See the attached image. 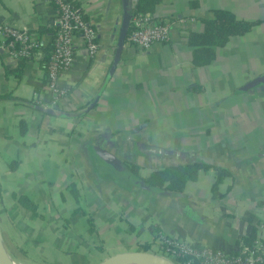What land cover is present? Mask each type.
I'll return each mask as SVG.
<instances>
[{
  "label": "crops",
  "instance_id": "crops-1",
  "mask_svg": "<svg viewBox=\"0 0 264 264\" xmlns=\"http://www.w3.org/2000/svg\"><path fill=\"white\" fill-rule=\"evenodd\" d=\"M71 1L95 25L98 49L88 55L75 36L74 61L58 78L64 94L43 110L38 102L52 99L46 63L56 4L0 0V22L41 39L26 59L10 57L0 39V245L10 259L96 264L144 243L158 248L160 234L228 252L252 231L264 239V80L256 81L264 73V0H160L150 14L169 21V38L147 49L128 41L136 0ZM214 8L258 21L194 66L188 33ZM118 138L200 151L235 168L217 166L229 174L215 186L213 166L178 193L126 189L98 165L103 148L115 147L143 176L160 164Z\"/></svg>",
  "mask_w": 264,
  "mask_h": 264
},
{
  "label": "built area",
  "instance_id": "built-area-1",
  "mask_svg": "<svg viewBox=\"0 0 264 264\" xmlns=\"http://www.w3.org/2000/svg\"><path fill=\"white\" fill-rule=\"evenodd\" d=\"M58 11V27L52 38V45L46 63V87L52 93L49 102H38L45 110L55 105L64 94L58 85L60 73L74 61V38L79 35L88 55L98 49V32L80 6L71 0H53ZM128 41L137 47L147 49L155 42L166 41L170 34L168 20H155L149 12H134L131 19ZM1 45L14 59H26L40 47L41 39L26 26L16 27L0 22ZM157 252L175 264H264V239L255 237L249 243L242 242L237 254L207 244H196L182 237L160 234Z\"/></svg>",
  "mask_w": 264,
  "mask_h": 264
},
{
  "label": "trees",
  "instance_id": "trees-1",
  "mask_svg": "<svg viewBox=\"0 0 264 264\" xmlns=\"http://www.w3.org/2000/svg\"><path fill=\"white\" fill-rule=\"evenodd\" d=\"M160 0H136L134 12H151ZM258 20L240 18L232 10L227 8L212 9V16L204 18L201 30H190L188 44L192 47L191 63L194 66L205 65L212 61L216 54V47L228 42L231 36L244 34L252 29ZM21 131L25 130V122L20 121ZM200 167H213L207 164L168 165L153 168L144 178L152 185L159 186L169 192H179L185 187L188 179L192 178ZM130 168L137 173V166L130 164ZM215 169L214 186L217 185L228 173L223 168ZM21 200L29 207H34V202L28 196H22ZM91 222V217H89ZM252 231L243 237L244 242L249 243L254 238ZM150 243H144L141 247L148 250ZM237 254L238 251H231ZM192 264H195L194 262Z\"/></svg>",
  "mask_w": 264,
  "mask_h": 264
},
{
  "label": "water",
  "instance_id": "water-1",
  "mask_svg": "<svg viewBox=\"0 0 264 264\" xmlns=\"http://www.w3.org/2000/svg\"><path fill=\"white\" fill-rule=\"evenodd\" d=\"M260 80H264V73L256 78V81ZM115 142L117 145H127V147H130L131 151L133 148H136L140 157L149 158L156 164H160V166L208 164L216 167H225L230 171L235 168V165L230 161L220 160L209 154H203L200 151L165 148L160 145L135 139L118 138ZM115 151V147L112 149L103 148L98 154L97 161L102 171L109 175L116 184L126 189L137 187L158 194L168 195L169 191L159 186L152 185L143 175L134 172L121 157L116 155ZM260 154H264V151ZM128 261H145L152 264H175L173 261L158 252L141 248L110 253L99 260L96 264H119ZM0 264H16L10 259L1 245Z\"/></svg>",
  "mask_w": 264,
  "mask_h": 264
},
{
  "label": "bare ground",
  "instance_id": "bare-ground-1",
  "mask_svg": "<svg viewBox=\"0 0 264 264\" xmlns=\"http://www.w3.org/2000/svg\"><path fill=\"white\" fill-rule=\"evenodd\" d=\"M119 264H152L150 262H145V261H128V262H123Z\"/></svg>",
  "mask_w": 264,
  "mask_h": 264
},
{
  "label": "rangeland",
  "instance_id": "rangeland-1",
  "mask_svg": "<svg viewBox=\"0 0 264 264\" xmlns=\"http://www.w3.org/2000/svg\"><path fill=\"white\" fill-rule=\"evenodd\" d=\"M141 249H142V247H141ZM148 250H151V251H154V252H157L156 250H157V248L154 246H151V247H149L148 248Z\"/></svg>",
  "mask_w": 264,
  "mask_h": 264
}]
</instances>
